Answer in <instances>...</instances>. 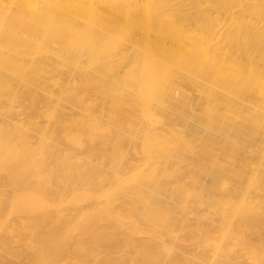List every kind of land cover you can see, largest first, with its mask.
Returning a JSON list of instances; mask_svg holds the SVG:
<instances>
[{"label": "bare ground", "instance_id": "6f19581e", "mask_svg": "<svg viewBox=\"0 0 264 264\" xmlns=\"http://www.w3.org/2000/svg\"><path fill=\"white\" fill-rule=\"evenodd\" d=\"M264 264V0H0V264Z\"/></svg>", "mask_w": 264, "mask_h": 264}, {"label": "rangeland", "instance_id": "374dc122", "mask_svg": "<svg viewBox=\"0 0 264 264\" xmlns=\"http://www.w3.org/2000/svg\"><path fill=\"white\" fill-rule=\"evenodd\" d=\"M35 264H37V263H35Z\"/></svg>", "mask_w": 264, "mask_h": 264}]
</instances>
